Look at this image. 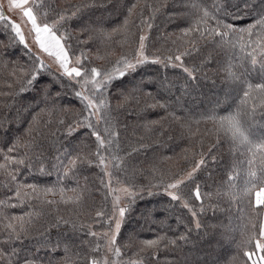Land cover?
<instances>
[{
	"label": "snow or ice",
	"instance_id": "1",
	"mask_svg": "<svg viewBox=\"0 0 264 264\" xmlns=\"http://www.w3.org/2000/svg\"><path fill=\"white\" fill-rule=\"evenodd\" d=\"M98 7L103 8L104 4L97 5L96 0L69 3L64 7H56L49 0H0V23L8 35L7 43L0 41V64L4 68L11 65L16 91L34 93V106L38 110L23 134L6 135L0 140V144L7 145V148L0 147V175L10 193L0 199V227L6 233L0 239V264H150L152 259H159L157 250L166 237L141 239L137 229L143 225L137 219L138 210L145 222L151 220L166 226V219L152 220L155 209L140 208L145 195L158 197L165 213L187 210L191 215L188 223H194L197 230L202 227L200 215L206 211L205 196L211 198L213 193L202 192L201 185L195 182L207 164V157L216 161L211 150L204 152L202 145L200 152L193 149L191 161H186L189 167L173 171L159 167L155 158L148 161L150 168L143 167L138 158V153L145 149L142 140L136 141V147L124 148L121 132L128 131L131 110H123L119 102L113 108L111 88L119 84L118 95H125L124 81L129 76L132 80L128 84L133 85V91L144 88L142 81H136L142 67L155 68L156 95L163 97L157 102L159 106L174 109L183 108L184 98L190 95L201 75L207 79L209 73L217 70L224 73L228 89L222 98L210 101L212 107L202 118L212 122L211 131L217 134L218 142L223 132L231 150H243L247 162L242 186L236 183L242 162L234 160L215 193L217 199L226 197L230 206L236 204L240 213L235 225L230 221L229 226H220L225 228L221 236L232 246L227 250L231 254L217 251L211 244L205 250L196 242H192L191 248H185L180 241L188 244L189 232L182 234L179 241H169L177 253L171 264H264V138L253 140L248 133L249 121L254 119L258 105L264 110V0H212L211 5L204 0H185L174 9L179 20L176 33L161 35L159 40L163 44L159 47V41L153 43L151 35L152 21L159 10L156 5L147 0L131 3L126 14L120 13L124 16L123 23L111 29L104 26L102 19L93 20L87 15ZM145 11L149 15H145ZM244 16H251V22L238 24L237 19ZM180 24L186 26L180 27ZM82 34L87 40H81ZM117 35L122 38L121 47L127 45L128 50L113 61V52L109 49L114 47ZM89 42L98 45L95 59L104 60V64L93 63ZM10 46H20L27 59L23 63L19 57L9 59ZM77 48L81 50L77 52ZM219 51L225 53L226 61L217 58ZM213 61L217 68H210ZM253 73L258 74V83L252 82ZM66 92L80 107L76 118L67 124L64 142L53 140L57 155L47 160L39 148L40 137L45 135L43 128L47 125L39 117L44 112L54 114ZM10 94L15 96L16 92ZM234 95L239 97L234 110L218 114L219 105L232 103ZM60 110L65 111V108ZM57 123L63 127L66 121L60 119ZM79 130L84 134L77 139ZM49 167L56 173L57 184H41L39 177H34L32 183L20 180L25 172L51 175ZM144 172L149 173L148 184L137 181ZM82 173L98 175L99 183L93 181L90 186L85 176L81 186ZM68 177L77 180V186L70 190L63 183ZM90 187L103 192L93 219V223L101 226V231H94L86 224L78 226L73 220L69 235L65 231L69 221H64L53 244L47 230L41 233L35 228L34 216L39 213L29 211L9 216L6 212L9 205H23L25 200L49 206L61 201L82 206L91 195ZM68 191L73 194L66 195ZM253 191L254 202L250 195ZM57 193L59 200L48 199L50 194L55 197ZM196 202H199V211ZM60 219L56 218L55 227H61ZM203 226L204 235L209 239L212 232L218 231L215 225L212 230ZM237 232L239 238L233 234ZM34 234L39 236L37 245L50 249L46 260L38 255L39 247L33 255L16 246L17 241L32 238ZM216 244L221 245V241L217 240ZM61 245L64 255L57 259L55 253ZM132 249L136 250L132 256L140 258L123 259ZM21 251L25 252L24 257L20 256Z\"/></svg>",
	"mask_w": 264,
	"mask_h": 264
},
{
	"label": "trees",
	"instance_id": "2",
	"mask_svg": "<svg viewBox=\"0 0 264 264\" xmlns=\"http://www.w3.org/2000/svg\"><path fill=\"white\" fill-rule=\"evenodd\" d=\"M80 2L88 3L90 0H49V3L56 7H64L69 3L75 4ZM134 2H137V0H96L97 5L103 3L104 7L91 10L87 15L93 20L102 19L104 26L111 29L123 23L124 16L120 14L121 11L126 14L127 7ZM140 2H144V0H140ZM147 2L156 5L159 9L155 19L152 21L153 29L151 30V35L153 37L152 42L156 43L159 41V43H157V47H159L163 44V41L159 40L161 35L168 36L169 34L176 33V25L179 23V20L174 14V9H176L178 5L184 3L185 0H147ZM204 2L211 5L212 0H204ZM118 5H123L124 7L121 9L117 7ZM145 15H149V12L145 11ZM251 19V16H244L242 19L238 18L236 22L238 24H247L251 22ZM185 26L186 24H180V27ZM80 38L81 40H87V36L83 34ZM0 41L4 43L8 42V35L4 31L2 23H0ZM73 43H75V40ZM121 43L122 38L120 35H117L114 40V47L109 49L113 52V56L111 57L113 61L122 51L128 50L127 45L122 48ZM89 44L93 63L98 65L104 64V60L95 59L98 45L92 42H89ZM80 50V48L76 49L77 52ZM101 51H103V48H101ZM149 51H152V49L150 48ZM8 52L12 53L9 59L16 60L17 57H19L21 63L27 59V57L23 56L20 46H10ZM216 55L221 61L227 60V56L223 51H219ZM210 68H217L215 61L212 62ZM11 70V65H9L8 68H4L2 64H0V140L5 138L6 135L23 134L38 111L34 106V93L28 92L20 94L16 91L17 82L15 78L11 76ZM224 75L225 74L219 70L214 74L209 73L207 79L201 75L199 77V82L195 84L190 95L184 98L182 109L180 107L174 109L162 108L159 106L157 102L161 101L163 97L156 95L158 81L155 79V68L153 67H142V72L137 74L136 81H142L145 85V87L139 91H133V85L128 84V81L132 80L130 76L124 81L126 85L124 89L125 95H118L120 89L119 84L111 88V104L113 108L115 109L119 102L123 105V110H131V114L127 120L129 125L128 131L127 133L121 132L124 148L128 150L129 146L136 147V141L142 140L145 149L138 153V158L142 162L143 167L150 168L151 165L148 161H152L153 158H155L159 167L165 170L174 171L178 167L187 169L189 163H186V161H191L193 149L200 152L201 145L204 152L211 150L212 156L216 157L215 162L212 161L211 156L207 157V164L199 173L195 182L201 185L202 192L213 193L211 198L207 195L205 196L204 203L206 211L200 215L203 224L199 230L196 229L194 223H188L191 219V215L187 210L179 209L177 213H165L160 207L158 197H148L145 195L143 198V202L140 203V208H148L149 210L155 209L152 220L159 221L166 219V226H160L157 223H153L151 220L145 222V220L139 216L138 210L137 219H139L143 225V228L137 229L141 239H152L160 235L166 237L157 250L159 259H152L150 264H171V262L175 260L177 253L173 251L169 241L172 239L179 241L182 234H188L189 232V243L185 245L184 241H180V244L185 248H191L192 242H196L199 247L205 250H207L209 244H211L213 247L217 248V251L223 250L224 253L228 255L231 254L227 250L232 246L223 241L221 236L225 228L220 226H229L230 221L232 225H235L238 223L237 218L240 216V213L237 211L236 204H231L230 206L226 197L221 196L217 199L215 193L217 185L221 180L226 178L228 170L231 168L234 160L242 162L239 175L236 178V183L242 186L245 175L243 169L246 168L247 162L243 150H238L236 152L231 150L230 141L225 138L223 132L219 134L218 142L217 134L211 131L212 122L202 118V114L212 107L210 101H215L217 97L222 98L225 91L228 89V82L224 79ZM252 82H259L257 73H253ZM12 92H16V95H11L10 93ZM149 92L152 93L151 96L148 95ZM238 102L239 97L234 95L232 103L219 105L218 114L223 115L230 110H234ZM69 106L70 110H68ZM61 107L65 108V111H61ZM79 107L80 105L75 98L66 92L62 99L58 101V108L54 114L49 115L48 112L40 114L39 119H42L47 127L43 128L45 135L40 137L42 144L39 145V148L43 151L47 160H52V158L57 155L56 145L53 144V140H59L61 143L64 142L67 124L71 123L73 119L76 118L75 113L79 110ZM121 118L123 119V116ZM60 119L66 121L63 127H60L57 123ZM153 121L155 123H152ZM248 133L253 140L264 138V110H262L259 105L255 111L254 119L249 121ZM83 134V130H79L77 139L82 137ZM73 143H75V141H73ZM0 147L7 148V145L0 144ZM0 159H2V157H0ZM48 172H50L51 175L47 173L41 175L36 171L25 172L20 176V180L23 183H32L34 177H39L38 182L41 184H57L58 181L55 171L49 167ZM96 172L98 173L99 170L97 169ZM85 176L88 177L90 186L93 181L97 184L99 183L98 175L82 173L79 178V184L81 186L85 183ZM149 180L150 176L148 172L140 174L137 178L138 183L143 184H148ZM63 183L69 190L77 186V180L73 177H68ZM194 186L195 184L193 187ZM90 191L91 195L85 198L82 206L63 201L59 204L49 206L47 204H40L39 201L30 203L28 200H25L23 205L19 203H16L15 207L9 205L6 212L9 216L13 214L19 215L22 212L28 213L29 211L39 213L38 216H34L36 221L35 228L41 233L47 230L51 241L55 244L57 235L61 233V229L63 228L64 221H69V227L65 229L69 235L71 234V222L73 220L78 226L80 224H86V226H90L94 231L102 230L99 224L93 223V219L95 211L100 207L103 192H96L91 189V187ZM254 193L255 191L250 194L253 202ZM72 194L71 191L66 193L68 196ZM9 195L10 193L5 187L3 176L0 175V199H5ZM53 198L59 200V193H57L55 197L51 194L48 196V199ZM94 201L95 203H93ZM246 203L247 201H245V204ZM196 204L197 211H199V202H196ZM211 205H216L215 209H213ZM178 216L179 219L177 218ZM57 217L61 218V227L59 228L55 227ZM203 225H207L209 230H212V227L215 225L218 231L212 232V238L209 239L204 235L205 228ZM86 230L87 227L85 228V231ZM127 231L128 230H125V234H127ZM4 234L6 233H4L2 227H0V239H2ZM233 234L239 238L238 232ZM80 235H83V233H80ZM38 239L39 236L34 234L32 238L17 241L16 246L27 249L28 253L33 255L37 253V248L39 247L38 255L44 257L46 260L48 258L47 253L50 252V249L44 247L43 244L37 245L36 241ZM217 240L221 241V245L218 246L216 244ZM135 251V249H132L131 252H127L126 256L122 258L139 259L140 257L138 256H132V253ZM25 255V252H20L21 257ZM63 255V245H61L60 249L55 253V257L59 259L63 257ZM98 255H102V253Z\"/></svg>",
	"mask_w": 264,
	"mask_h": 264
},
{
	"label": "rangeland",
	"instance_id": "3",
	"mask_svg": "<svg viewBox=\"0 0 264 264\" xmlns=\"http://www.w3.org/2000/svg\"><path fill=\"white\" fill-rule=\"evenodd\" d=\"M45 58L47 59L46 54H45ZM254 200H255V193H254Z\"/></svg>",
	"mask_w": 264,
	"mask_h": 264
}]
</instances>
